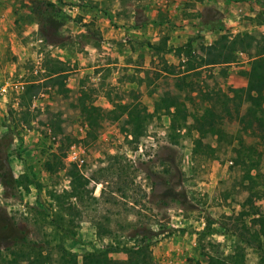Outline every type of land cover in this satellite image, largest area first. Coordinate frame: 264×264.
Here are the masks:
<instances>
[{"label": "rangeland", "instance_id": "1", "mask_svg": "<svg viewBox=\"0 0 264 264\" xmlns=\"http://www.w3.org/2000/svg\"><path fill=\"white\" fill-rule=\"evenodd\" d=\"M29 1L30 13L42 30L47 27L33 37L45 41L44 34L51 41L46 43L63 48L57 55L60 60L44 55L42 70L46 69L49 58L60 61L67 72L50 87L42 72L33 73V60H25L14 70H8L11 82L36 80L40 89L31 100L29 110L34 111L27 123H22L17 106H11L17 98L10 89L5 95L8 102L0 108V262L10 260L15 251L26 245L54 259L58 244L77 260L91 248L102 246L113 248L111 258L124 259L125 249L135 244L147 245L152 260L158 264L189 261L207 264V257L220 259L236 244L243 247V264H256L259 257H264V246L259 241L251 238L246 245L237 239L249 225L250 218L245 213L250 211V205L245 204V198L252 196L253 208L264 211V133L244 128L234 115L217 121V136L200 138L192 128L193 119L208 107L211 99L213 103L218 92L228 95L230 88L245 89L263 81L264 70H253L250 60L264 64V45L257 57L248 58L239 53L236 62L221 67L223 73L217 66L182 73L178 66L182 56L172 51L156 53L149 49L136 56L94 55V64L109 66L103 68L96 82H90L82 72L85 63L82 44L88 40L95 44L90 39L91 31L114 32L120 26L117 18L124 21L133 18L138 21V36H144L147 28L152 34L153 4L141 0H100L95 4L89 0ZM198 1L184 0L183 8L179 9H189ZM258 1L259 6L250 10L260 26L249 33L243 30L237 34H264V0ZM48 4L55 6L54 13ZM143 9L145 14L141 12ZM83 13L89 15L88 31L81 27ZM180 15L198 18L193 25L195 34L184 40V43L192 40V48L213 42L212 27L232 35L224 25L225 19L212 6L200 12L182 11ZM237 18L239 22L243 20L245 27L249 26L250 21L246 20L251 18L249 14ZM54 26L55 30L50 29ZM161 30H157L156 36H160ZM203 30L207 32L199 34ZM12 59L11 55L6 58L7 62ZM121 64H133L137 68L121 67ZM121 69L123 75H119ZM129 70L133 72L128 73ZM129 75L136 80L135 89L114 84ZM88 83L98 86L90 87L94 90L89 97L92 105L107 110L115 104L137 102L143 112L151 113L162 94L175 97L185 107V126L170 137L168 117L159 111L147 120L144 136L135 148L120 133L116 122L106 121L94 143L71 144L63 149V136L58 132L52 134L48 121L55 120L64 134L81 139L85 124L71 105L75 103L77 90L86 89ZM262 96L264 106V86ZM11 117L17 123L13 128ZM51 135L54 140H50ZM54 152L64 156L74 152L82 160L76 169L89 179L94 199L73 204L76 213L65 219L72 222L66 227L73 239L60 235L58 227L64 223L54 216V205L48 196L49 191L68 188L63 170L48 175L42 167ZM248 155L250 163L256 165L249 171L251 180L243 172L246 167L239 164L240 161L246 164ZM64 161L69 163L65 157ZM18 204L23 206V212L16 211ZM96 228L107 231L101 240L94 236Z\"/></svg>", "mask_w": 264, "mask_h": 264}, {"label": "trees", "instance_id": "2", "mask_svg": "<svg viewBox=\"0 0 264 264\" xmlns=\"http://www.w3.org/2000/svg\"><path fill=\"white\" fill-rule=\"evenodd\" d=\"M48 7H52V12H55V6L48 4ZM88 25L89 23H84L81 24V27L88 31ZM54 28H56V26L50 29ZM91 33H93V36L90 39L98 38V33L95 31H91ZM191 42L192 40L187 41L183 45L173 49L176 55L182 56L181 58L183 61L181 62L179 60L178 63V66L182 69V73H195L199 72L200 69L214 66L220 67V71L222 70L221 72L223 73V68L221 67H226L236 62L239 53L246 54L248 58L261 55V50L264 45V34L258 36L248 33L235 35L221 33L209 45L200 44L195 48L191 47ZM158 46L155 48L156 51H160ZM147 47H149V45H147ZM46 62L47 66L44 73H42V78L45 79L50 87H54L55 84L66 75L67 70L58 60L46 58ZM166 73H169V71L167 70ZM263 86L264 75L263 81H259L257 85L253 87H247L245 89L230 88L228 89V95L222 92L215 94L213 96V103L211 99L208 107L193 119L192 128H194L198 137L217 136L215 126L217 121H221L224 117L231 119L233 115L244 128H254L260 133H264ZM39 89L40 85L36 80L27 81V84L24 85L22 91L17 96L16 105L20 110L22 123H27L32 118L34 110H29V107L32 98L39 93ZM93 91L94 90L90 88L78 89L75 103L71 105L81 116L85 124L84 135L81 139L76 140L64 134L60 129L59 123L55 120L50 119L48 121V126H50L53 131L52 134L58 132L63 136V149L71 144L85 146L94 143L100 133L102 124L106 121L116 122L120 133L127 139V142L135 148L140 139L144 136L147 120L152 117V114L159 111L164 112L168 117L169 125L167 132L170 134V137L175 136V134L185 126L186 117L183 103L168 94H162L154 103L152 112L145 113L137 102L115 104L108 110L93 106L89 98ZM9 122L11 123V127H14L15 124L17 125L12 117ZM51 136L54 137L53 135ZM199 142L198 139L195 140L196 147L199 145ZM237 143L240 147L241 141L239 140ZM59 150H61V148H59ZM64 157V153L59 155L54 152L50 160L47 159L42 167L48 175H52L61 170L64 171L68 188L61 192L49 191L48 196L54 205V216L57 217L58 222L64 223L58 227L60 235L73 239L70 230L66 227L67 225L71 226L72 222L69 221V223H67L65 219L76 213L77 209L73 204L79 205L87 201V199H94L91 197L89 179L78 172L75 164L65 163ZM250 162L249 155L246 157V164L243 161L239 162V164L246 167L242 170L249 180L252 178L249 175V171L251 169L253 170L255 168L254 166H256ZM263 195L261 194L257 197L260 198ZM251 197L252 196H247L245 198V204L247 203L250 205V211L245 213L250 218L249 225L247 228L245 227V233L239 235L237 239L238 242H243L248 245L250 243L249 239L254 238L259 241V244L264 246V211L253 208ZM106 233L107 231L96 228L94 236L98 240H101ZM112 249L113 248L107 246L91 248L81 256L80 260H77L71 253L66 251L62 245L58 244L56 246L54 259H51V255L43 253L36 247L26 245L25 248L15 251L13 258L5 262H0V264H158L152 260L148 246L145 244H135L126 248L124 251V259L111 258L110 253L113 251ZM188 264H190V261ZM195 264L198 263L195 262ZM207 264H243V247L236 244L227 255L220 259L207 257ZM256 264H264V257H259Z\"/></svg>", "mask_w": 264, "mask_h": 264}, {"label": "crops", "instance_id": "3", "mask_svg": "<svg viewBox=\"0 0 264 264\" xmlns=\"http://www.w3.org/2000/svg\"><path fill=\"white\" fill-rule=\"evenodd\" d=\"M89 1H92V4H95L100 0ZM118 1L119 0H113V2ZM144 1L146 3L153 4V11L150 13V21L153 29L152 34H150L152 30L147 28L144 36H138V33H136L138 21H136V19L129 18L128 21H124L121 18H117V23L120 24V26L118 25L114 32L106 34L100 32V34H98V38L96 37L92 39L95 44L91 45L89 40L82 44L85 56V63L83 64L82 72H85L86 77L90 80V82H96L99 74L104 70L103 68H107L109 66L108 64H94V55L103 56L112 53L114 56H122L124 54L125 56H136L137 54L149 51V49H153L156 53L167 51L173 52L174 48L183 45L185 38L195 34V27L193 25L195 22L197 23L198 18L194 15L192 19L184 16L181 17L180 13L182 11L194 13L195 11L200 12L201 9H207L212 6V10L217 12L221 18L223 17L225 19L226 23H224V25L228 26V32L232 35L242 32L243 30L249 33L251 29H257V27L260 26L256 25L254 21V11L251 12L250 10V8L254 10L259 6L258 0H199L198 2H193L189 9L183 10L179 8H183L182 2H184V0H141V2ZM29 2V0H0V85L4 82L7 83L11 81V72L8 70H14L15 67H18L20 62H25V60L35 61L36 54L38 53H40L41 59L45 54H48V56L53 58L56 57L60 60L57 55L63 52V48H53L52 45L46 43L45 41L51 42L49 37L46 35H44L45 41L42 37H37L44 41V45L41 47L31 48L29 46L30 42L36 38L33 36L44 32L39 21L33 17V14L30 13ZM115 6H117V4L114 5V7ZM134 7L137 6L135 5ZM86 9L87 8L85 7V10ZM141 12L142 14H145L144 9ZM83 14L84 16L82 15L81 19L82 22L88 23L89 15L86 13ZM247 14H249L251 18H246V20L250 21V23L248 27H245L243 20L239 22L237 17ZM114 18L116 19V17ZM99 22L100 24L103 22L102 18H100ZM124 22H127L128 25H122ZM159 28L160 30L162 28L163 29L159 32L160 36H156V32ZM52 30H55V28ZM206 32L207 31L204 30L199 31V34ZM221 33L220 29L214 30L212 27V41H214ZM148 36H151V39ZM147 45H149V47H147ZM157 46L160 51L155 50ZM10 55L13 59L12 61L7 62L6 58ZM119 66L137 68L133 64H121ZM6 71H8L7 75L5 74ZM130 72H133V70L128 71V73ZM119 73V75H123L122 69ZM133 76L135 78L134 73ZM134 78L129 75L126 80L117 84L114 82V84L119 85V87L124 86L127 90L135 89L136 80ZM19 84L23 86V84H27V81L17 80L16 85L19 86ZM90 84H86V89H89L91 86H97V84ZM14 94L17 98L18 93L16 92ZM5 95L6 94L0 93V108L8 102L7 96ZM15 100L11 106H17Z\"/></svg>", "mask_w": 264, "mask_h": 264}, {"label": "built area", "instance_id": "4", "mask_svg": "<svg viewBox=\"0 0 264 264\" xmlns=\"http://www.w3.org/2000/svg\"><path fill=\"white\" fill-rule=\"evenodd\" d=\"M71 10L74 12H79L76 7H71ZM42 45H44V41L42 39H39V38H35L29 44V46L31 48L32 47L39 48ZM38 54H36L35 61H33L35 63V68L33 70L34 74L37 72H42V73L44 72V70H42L40 53H38ZM180 61L182 62L183 59L181 58ZM250 66L253 70H257V71H263L264 70V65L260 61H258L257 59H251L250 60ZM23 87H24V84H23V86L21 84H19V86H18V85H16V82H11V81H9L7 83L4 82L3 84L0 85V93L6 94L7 90L10 89L12 92H14V93L17 92L18 94H20ZM35 97L32 98V100L35 99ZM26 131H28V130H26ZM50 140H54V137H50ZM65 158L69 163L75 164V166H79L80 164H82V160L77 158L74 152H70L67 156H65ZM23 210H24L23 206L21 204H18L16 211L23 212Z\"/></svg>", "mask_w": 264, "mask_h": 264}]
</instances>
